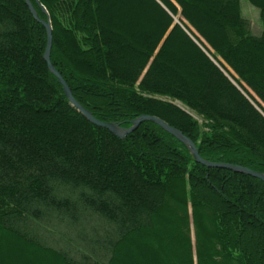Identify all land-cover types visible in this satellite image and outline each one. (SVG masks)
Masks as SVG:
<instances>
[{
  "label": "trees",
  "instance_id": "1",
  "mask_svg": "<svg viewBox=\"0 0 264 264\" xmlns=\"http://www.w3.org/2000/svg\"><path fill=\"white\" fill-rule=\"evenodd\" d=\"M144 1L155 16L125 29L112 6L126 14L140 0H30L49 15L51 62L95 118L128 127L157 116L202 158L264 173V116L202 49L264 110V0H248L257 33L240 0ZM45 46L25 0H0V264H264L263 181L195 162L152 121L123 138L93 124L49 71ZM145 128L174 158L136 148ZM213 178L227 202H196Z\"/></svg>",
  "mask_w": 264,
  "mask_h": 264
},
{
  "label": "rangeland",
  "instance_id": "2",
  "mask_svg": "<svg viewBox=\"0 0 264 264\" xmlns=\"http://www.w3.org/2000/svg\"><path fill=\"white\" fill-rule=\"evenodd\" d=\"M114 1V2H113ZM120 1H122V0H112V3L115 5V6H119V4H120ZM141 2H140V4H139V6L137 5V6H135V9H128V7H126L127 9L125 10L126 11V14H123V12L121 11V9H118L117 8V10H116V7H114V6H112V12L113 13H115V15H117V16H119V17H121V18H123L124 19V21L126 22V24H123L126 28L125 29H132V28H134L133 26H130L129 27V25L131 24L130 23V21H132V22H134V23H136L137 22V24L139 25V22H142L143 20H145L146 22H149V20H150V18H152V17H154L155 16V12H154V10L146 3V1H144V0H140ZM159 1V3H161V1L160 0H158ZM163 3V2H162ZM161 3V6H163V4ZM104 4L102 5V8H103V10L105 9L104 8ZM164 7V6H163ZM240 7H241V12H242V15L244 16V17H246L249 21H250V23H251V29H252V32L254 33V32H258L259 30H261V28H262V25H261V21H260V18H259V9L255 6V5H253V4H251L248 0H240ZM115 15H114V17H115ZM124 16L126 17V18H124ZM148 16V17H147ZM173 16V19H174V22L175 23H178V24H180V26L183 28V30H185L186 32H187V34L191 37V39L197 44V45H199L200 46V48L202 47L201 45H200V43L197 41V39L196 38H194V36L191 34V32L189 31V29H187L186 27H185V21H183V22H180V20H179V17H180V14L179 13H177V14H173L172 15ZM145 18H147V20L145 19ZM127 22H129V23H127ZM143 23V22H142ZM140 26H142V25H140ZM127 27H129V28H127ZM188 28H190L191 29V31H193L197 36H199L200 37V39H202L203 40V38H201V36L192 28V27H190V26H188ZM144 31H145V27H144ZM255 33V34H256ZM133 37V36H132ZM133 38H135V37H133ZM204 41V40H203ZM205 52H206V54H207V56L213 61V62H216V60L204 49V48H202ZM187 63H189V62H187ZM217 63V62H216ZM189 65H190V63H189ZM217 65H219L218 63H217ZM220 66V65H219ZM221 67V66H220ZM222 68V67H221ZM224 71H225V73L226 74H228L227 73V71L224 69V68H222ZM229 75V74H228ZM227 77V76H226ZM232 80H233V78L231 77V76H229ZM234 81V80H233ZM206 82V81H205ZM236 83V82H235ZM237 84V83H236ZM238 85V84H237ZM239 86V85H238ZM69 87V86H68ZM240 87V86H239ZM70 88V87H69ZM71 90V89H70ZM243 91V90H242ZM244 92V91H243ZM72 93V92H71ZM245 93V92H244ZM248 97H249V95L247 94V93H245ZM246 97V96H245ZM112 98L113 97H110V96H107L106 97V101H108V100H112ZM114 99V98H113ZM248 99V98H247ZM249 99L252 101V104H253V106L264 116V110H262L257 104H255L254 102H253V100L249 97ZM248 99V100H249ZM249 100V101H250ZM180 106H182L183 107V109H184V111H186V108L180 103ZM106 108V110L107 111H110V109H113L112 107H109V106H107V107H105ZM180 108V107H179ZM181 109V108H180ZM182 109V110H183ZM143 115H146V114H143ZM191 115L195 118V119H197L199 122H201L202 121V119H200V117H198L197 115H195L194 113H191ZM140 116V115H139ZM138 117V116H137ZM136 117V118H137ZM135 119V118H134ZM133 119V120H134ZM143 122V121H142ZM141 122V123H142ZM140 123V124H141ZM139 124V125H140ZM156 124V123H155ZM130 125H131V123H130ZM138 125V126H139ZM159 126V125H158ZM129 127V126H128ZM146 129V128H145ZM162 130H164V129H162ZM180 130V129H179ZM205 130V129H204ZM181 131V130H180ZM146 137L144 138V139H142V146H136V148L137 149H143L144 151H146V154H148L150 157H151V154H153V155H159V157H160V162L161 163H166V160H165V158H174V156L175 155H173L172 154V151L170 150V147H168V146H166L163 142H162V140H160L157 136H155L154 134H152V132H150V131H148V129H146ZM166 132V131H165ZM114 134V133H113ZM116 135V134H115ZM127 135V134H126ZM125 135V136H126ZM125 136H123V137H125ZM123 137H121V138H123ZM137 137L139 138V134H137ZM191 140V139H190ZM126 141H129V139L128 140H126ZM192 141V140H191ZM193 142V141H192ZM194 143V142H193ZM137 144H139V143H137ZM133 145V144H132ZM194 145H195V143H194ZM196 146V145H195ZM220 148L222 149V146H220ZM198 151V150H197ZM150 153V154H149ZM198 154H199V152H198ZM231 155V154H230ZM142 156H144V154H142ZM199 156H200V154H199ZM201 157V156H200ZM202 158V157H201ZM203 160H205V161H208V162H213V163H222V164H225V165H228V166H239V167H245V168H247V169H249V170H252V171H257V170H253V169H251V168H249V167H246V166H242V165H238V164H236V163H233V162H215V161H210V160H207V159H204V158H202ZM180 162L182 163L183 161L182 160H180ZM195 162H197V161H195ZM197 163H199V162H197ZM200 164H202V163H200ZM204 165V164H203ZM206 166V165H205ZM208 169H227V170H229V171H232V170H230L229 168H223V167H217V166H206ZM200 172V173H199ZM199 172H196V176L197 175H199L201 178H208V177H210V178H212V175H210L209 174V172H204V173H202V171H199ZM212 172V171H211ZM232 172H235V171H232ZM257 172H260V171H257ZM236 173H240V174H243V175H248V174H245V173H241V172H236ZM260 173H263V172H260ZM218 176H220V173H216ZM264 174V173H263ZM248 176H251V175H248ZM254 177V176H253ZM199 178V177H198ZM197 178V179H198ZM257 178V177H256ZM213 182L211 183V184H209V183H207V182H205L204 181V183H202L201 185L199 184V186H198V190L199 189H202V187H204V186H206L207 184V186H208V189H207V191H206V193L205 194H197L198 196H196V202H227L226 200H225V198H224V195H222L221 193H220V189H221V187H220V184L222 183V181H221V179L220 180H218V179H215V178H213ZM195 182L196 183H199V181H197V180H195ZM194 182V184H196ZM249 183V182H248ZM253 183H251V185H252ZM197 186V185H196ZM202 186V187H201ZM241 187L244 189V186H235L234 187V191H236V190H238V189H241ZM179 191V187L176 189V192H178ZM232 190V189H231ZM200 191H202V190H200ZM209 191V192H208ZM248 191H249V189H248ZM180 192H181V188H180ZM177 195V194H176ZM249 196V195H248ZM176 197V196H175ZM250 197V196H249ZM214 200H217V201H214ZM173 202H175V201H173ZM168 250V252L169 251H172L171 249H169L170 247L168 246V247H166ZM0 249H4V246H3V244L2 243H0ZM257 250H259V247L257 248ZM170 253V252H169ZM0 256H2V255H0ZM10 256V255H9ZM23 257V256H22ZM26 263L27 264H35L34 262H31V259L29 258V257H26Z\"/></svg>",
  "mask_w": 264,
  "mask_h": 264
},
{
  "label": "water",
  "instance_id": "3",
  "mask_svg": "<svg viewBox=\"0 0 264 264\" xmlns=\"http://www.w3.org/2000/svg\"><path fill=\"white\" fill-rule=\"evenodd\" d=\"M25 3L27 4L31 14L33 15V17L41 22L46 30V46H45V50H44V54H43V58L47 63L48 69L49 71L57 78L58 82L61 84L63 91L66 95V97L68 98V101L70 102V104L76 108V110L78 112H80L85 118H87L90 122H92L93 124L97 125V126H101L104 127L106 129H108L110 132L116 134L117 136H119L120 138L125 136L126 134L134 131L138 125L142 122V121H152L154 123H156L157 125H159L162 129H164L166 132L172 134L175 138H177L180 142H182L189 150V152L192 154V157L195 161L202 163L206 166H217V167H223V168H229L232 171L235 172H241V173H245L254 177H257L258 179H260L261 181L264 182V174L257 172V171H252L249 170L245 167H239V166H228L222 163H213V162H208L203 160L197 151L196 146L194 145V143L190 140V138H188L186 135L183 134L182 131H180L178 128L168 124L167 122H165L164 120H162L161 118L157 117V116H152V115H140L137 118H135L134 120L131 121V125L129 127H120L119 124L115 123V122H104L101 121L97 118H95L92 113L90 111H88L85 107H83L72 95L70 88L68 87L67 83L65 82V80L63 79V77L61 76V74L56 70V68L54 67L53 63L50 60V50H51V43H52V36H51V31H52V27H51V23H50V19H49V15L47 13L46 8L41 4L38 3L42 12H44V14L46 15L45 19H42L38 16L36 10L34 9L33 5L31 4L30 0H25ZM216 65L217 63L214 62ZM220 70L232 81V83L236 86V88L244 95L246 96V98L249 99V97L242 91V89L225 73V71L219 66L217 65ZM250 100V99H249ZM250 102L252 103V101L250 100ZM174 104H176L178 107H180L181 109H183L182 106H180V103L178 102H174ZM184 110V109H183ZM187 112V109H186Z\"/></svg>",
  "mask_w": 264,
  "mask_h": 264
},
{
  "label": "bare ground",
  "instance_id": "4",
  "mask_svg": "<svg viewBox=\"0 0 264 264\" xmlns=\"http://www.w3.org/2000/svg\"><path fill=\"white\" fill-rule=\"evenodd\" d=\"M228 75V74H227ZM228 76H230V75H228ZM120 126V125H119ZM121 127V126H120ZM124 128H126V127H124Z\"/></svg>",
  "mask_w": 264,
  "mask_h": 264
}]
</instances>
